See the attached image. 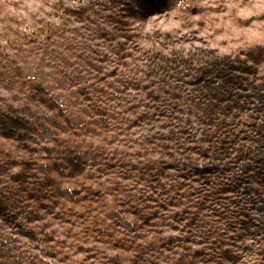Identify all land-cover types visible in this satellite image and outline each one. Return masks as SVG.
Returning a JSON list of instances; mask_svg holds the SVG:
<instances>
[{"label":"rangeland","instance_id":"1","mask_svg":"<svg viewBox=\"0 0 264 264\" xmlns=\"http://www.w3.org/2000/svg\"><path fill=\"white\" fill-rule=\"evenodd\" d=\"M259 48L264 0H0V264H264L253 126L203 118L194 71L251 90Z\"/></svg>","mask_w":264,"mask_h":264},{"label":"trees","instance_id":"2","mask_svg":"<svg viewBox=\"0 0 264 264\" xmlns=\"http://www.w3.org/2000/svg\"><path fill=\"white\" fill-rule=\"evenodd\" d=\"M109 1L114 3L116 0ZM257 52L262 53L264 49L259 48ZM188 65H192L191 60L188 61ZM194 71L202 80L198 102L203 118L213 121L225 114L246 115L254 129V142L259 149L258 159L264 158V85L261 83L253 86L251 90L243 85V75L255 76L254 68L245 65L238 57L236 60L231 57L219 58L214 52L209 51L207 60L201 61ZM19 124V118L5 117L0 113V134L6 139L19 140V133L13 126ZM69 164L71 168H81L79 161L74 158L69 159ZM198 172L204 173L206 169L198 166ZM2 213L4 208L0 203V214ZM24 233L29 237L33 236L29 231ZM260 246L264 260V242Z\"/></svg>","mask_w":264,"mask_h":264}]
</instances>
